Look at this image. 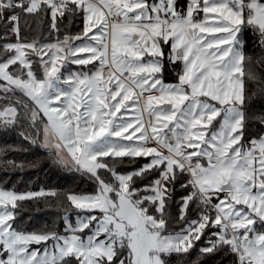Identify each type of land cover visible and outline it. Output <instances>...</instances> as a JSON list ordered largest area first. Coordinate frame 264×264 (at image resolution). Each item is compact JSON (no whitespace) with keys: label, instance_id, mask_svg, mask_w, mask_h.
Masks as SVG:
<instances>
[{"label":"snow or ice","instance_id":"obj_1","mask_svg":"<svg viewBox=\"0 0 264 264\" xmlns=\"http://www.w3.org/2000/svg\"><path fill=\"white\" fill-rule=\"evenodd\" d=\"M0 174V264H264V0H0Z\"/></svg>","mask_w":264,"mask_h":264},{"label":"trees","instance_id":"obj_2","mask_svg":"<svg viewBox=\"0 0 264 264\" xmlns=\"http://www.w3.org/2000/svg\"><path fill=\"white\" fill-rule=\"evenodd\" d=\"M173 79V77H169ZM9 142H12L15 137L9 135L6 137ZM39 151V150H37ZM43 154L41 153V156ZM2 175V174H0ZM11 180L5 186H14L18 191L27 189L39 190V188H54L57 190L76 189L88 191L89 188L84 184L77 173L68 172L62 169H55L43 165L41 169L27 170L11 174ZM58 215L57 210L45 207L43 204L37 206L31 203L27 204L23 210V219L28 221L29 229H40L45 224H51L53 219ZM31 218L30 221L28 218Z\"/></svg>","mask_w":264,"mask_h":264}]
</instances>
